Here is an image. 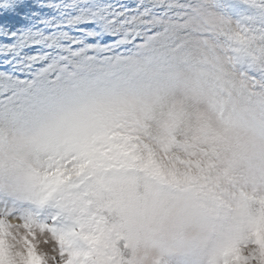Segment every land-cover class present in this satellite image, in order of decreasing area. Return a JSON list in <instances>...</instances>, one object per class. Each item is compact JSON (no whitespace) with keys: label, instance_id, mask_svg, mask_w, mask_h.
<instances>
[{"label":"snow or ice","instance_id":"1","mask_svg":"<svg viewBox=\"0 0 264 264\" xmlns=\"http://www.w3.org/2000/svg\"><path fill=\"white\" fill-rule=\"evenodd\" d=\"M226 23L210 0H0V173L31 156L46 195L82 188L71 235L85 246L60 237L64 264H159L149 257L165 232L223 203L210 173L234 127L224 113L233 88L255 93L192 46L246 44ZM241 197L259 208L212 264H264V196ZM6 236L0 224V264H42L27 238L17 261Z\"/></svg>","mask_w":264,"mask_h":264},{"label":"rangeland","instance_id":"2","mask_svg":"<svg viewBox=\"0 0 264 264\" xmlns=\"http://www.w3.org/2000/svg\"><path fill=\"white\" fill-rule=\"evenodd\" d=\"M210 7L233 23L249 41L241 44L223 35L217 39L229 67L255 93L246 112L227 109L224 116L240 128L254 132L264 153V0H210ZM201 104L206 107L203 101ZM228 188L232 196L241 192L264 196V155L245 173H232ZM80 191L81 187L65 186L46 195L30 178L27 169L0 173V224L12 227L8 222L14 218L22 230L42 229L52 237L57 253L53 259L58 264L66 259V254H61L60 237L66 238L64 248L85 246L71 235L80 230L81 213L73 203ZM221 239L217 228L188 222L180 229L165 232L151 248L149 260L158 258L159 264H212Z\"/></svg>","mask_w":264,"mask_h":264},{"label":"clouds","instance_id":"3","mask_svg":"<svg viewBox=\"0 0 264 264\" xmlns=\"http://www.w3.org/2000/svg\"><path fill=\"white\" fill-rule=\"evenodd\" d=\"M224 31L229 34H241L243 36L239 29L229 21L225 24ZM245 41L246 44L249 42L247 38H245ZM209 45V47H196L193 45L192 59L198 61L206 56L210 61L218 63L219 66L225 70L227 80L239 85L241 78L229 67V61L220 52V46L217 41H210ZM216 57H219L218 61ZM207 67L210 72H214V69H212L210 65ZM209 81H212L211 76H209ZM232 93L233 103L228 105V110L235 113L246 112L251 100L249 92L244 89L233 88ZM200 106L204 107L203 104ZM262 155H264V153H262L261 145L256 134L234 124L230 139L228 143L222 147L216 167L210 173L214 180L216 177H219V188L225 190L223 192V203L206 201L205 207L198 210L190 222L217 228L222 234V243L225 237L237 226L243 212L255 214L259 208L258 202L252 199L244 201L241 197V193H237L235 196L230 195L228 179L232 173H245L251 166L261 160ZM32 161L33 157H26V164ZM26 164L19 170H26ZM225 169H227V177L223 174ZM246 193L249 196L254 195L259 197L252 192ZM8 223L12 225V227L5 226L7 231L6 240L13 256H15L16 253H23L26 256L29 246L25 242V238H27L34 246L36 254L41 257L42 264H57L53 259L54 255L57 253L54 252L55 245L51 243V236L47 235L40 228H23L22 230V225H19L16 220L9 221ZM15 258L17 261L20 260L19 256H15ZM58 264H64V261H60Z\"/></svg>","mask_w":264,"mask_h":264},{"label":"bare ground","instance_id":"4","mask_svg":"<svg viewBox=\"0 0 264 264\" xmlns=\"http://www.w3.org/2000/svg\"><path fill=\"white\" fill-rule=\"evenodd\" d=\"M14 220V218H12Z\"/></svg>","mask_w":264,"mask_h":264}]
</instances>
